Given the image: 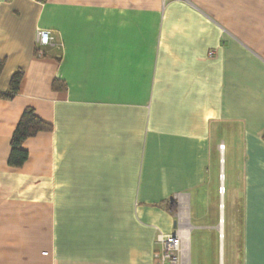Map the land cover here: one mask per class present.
<instances>
[{
    "label": "crops",
    "instance_id": "1",
    "mask_svg": "<svg viewBox=\"0 0 264 264\" xmlns=\"http://www.w3.org/2000/svg\"><path fill=\"white\" fill-rule=\"evenodd\" d=\"M0 66V264H158L178 222L264 264V0H0Z\"/></svg>",
    "mask_w": 264,
    "mask_h": 264
},
{
    "label": "built area",
    "instance_id": "2",
    "mask_svg": "<svg viewBox=\"0 0 264 264\" xmlns=\"http://www.w3.org/2000/svg\"><path fill=\"white\" fill-rule=\"evenodd\" d=\"M35 3H45L46 0H31ZM37 44L42 51L44 48L56 44L55 35L45 29H37ZM225 145H220V150L224 151ZM223 178V176H222ZM221 195L225 194V187L219 189ZM223 236V235H221ZM157 244L159 249L154 252V258L158 264H191L189 238L187 239L186 229L178 222L177 230L173 234L159 233L157 236Z\"/></svg>",
    "mask_w": 264,
    "mask_h": 264
},
{
    "label": "trees",
    "instance_id": "3",
    "mask_svg": "<svg viewBox=\"0 0 264 264\" xmlns=\"http://www.w3.org/2000/svg\"><path fill=\"white\" fill-rule=\"evenodd\" d=\"M38 52H40V49L38 50ZM0 71H1V66H0ZM22 78H23L22 71L17 72L12 78L10 84V89H11L10 94L8 96H2V95L0 96L8 99L13 98V96L19 91ZM59 87L56 82L53 84L54 89H58ZM51 130H52V126L50 124L40 119L35 114V111L32 108H27L24 111L11 138V153L9 156L8 164L14 168L22 167L28 159L27 151L23 150L22 148L23 143L27 139L35 137L40 132L51 131Z\"/></svg>",
    "mask_w": 264,
    "mask_h": 264
},
{
    "label": "rangeland",
    "instance_id": "4",
    "mask_svg": "<svg viewBox=\"0 0 264 264\" xmlns=\"http://www.w3.org/2000/svg\"><path fill=\"white\" fill-rule=\"evenodd\" d=\"M227 213L232 215V218L234 221L238 220L239 214H230V208L228 207ZM193 226L196 224V222L192 223ZM231 231V234L228 235L227 238V251H226V262L227 264H239L241 259V249L238 246V240L235 239L238 238V236H233V230L229 229V233ZM208 236L202 231L200 228H196L194 226V229L191 234V262L192 264H205V260L207 258V252H208Z\"/></svg>",
    "mask_w": 264,
    "mask_h": 264
},
{
    "label": "bare ground",
    "instance_id": "5",
    "mask_svg": "<svg viewBox=\"0 0 264 264\" xmlns=\"http://www.w3.org/2000/svg\"><path fill=\"white\" fill-rule=\"evenodd\" d=\"M187 230V229H186ZM188 232V231H187ZM189 238V233H188V235H187V239Z\"/></svg>",
    "mask_w": 264,
    "mask_h": 264
}]
</instances>
